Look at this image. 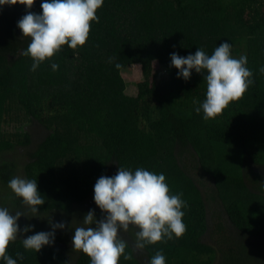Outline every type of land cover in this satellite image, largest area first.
I'll return each mask as SVG.
<instances>
[{
	"label": "trees",
	"instance_id": "16d2710c",
	"mask_svg": "<svg viewBox=\"0 0 264 264\" xmlns=\"http://www.w3.org/2000/svg\"><path fill=\"white\" fill-rule=\"evenodd\" d=\"M26 14L20 4L0 8V206L22 211L20 229L33 213L8 188L13 177L37 178L41 222L56 212L86 215L99 177L143 167L183 194L186 232L143 250L135 234L120 235L129 258L119 264H149L157 251L166 264H264V0H105L85 45L52 58L56 71L48 61L30 71L29 41L16 27ZM225 41L235 58L247 56L254 82L205 120L194 111L206 98L203 76L177 78L170 54L211 55ZM132 65L142 81L130 97L121 72ZM10 125L21 130L9 133ZM68 237L55 236L65 250L56 243L38 253L19 238L7 254H22V264H90L67 254Z\"/></svg>",
	"mask_w": 264,
	"mask_h": 264
},
{
	"label": "clouds",
	"instance_id": "9594fccd",
	"mask_svg": "<svg viewBox=\"0 0 264 264\" xmlns=\"http://www.w3.org/2000/svg\"><path fill=\"white\" fill-rule=\"evenodd\" d=\"M35 0H0V8L5 5H23L26 10L16 27L22 38L29 41L24 55L32 60L30 71L35 72L42 63L48 61L53 71L59 64L52 61L64 46L77 49L85 45L89 37L91 22L99 23L97 10L105 0H42L39 14L31 9ZM121 68L119 63L115 64ZM170 67L177 70V78L187 82L192 72L201 74L206 82V98L201 103L194 101V111L203 112L205 120L215 119L231 102L240 100L253 84V73L247 67V56L235 58L232 45L225 41L209 55L203 49L186 57L176 52L170 54ZM264 72V67L260 68ZM8 188L15 197L37 216L40 206L45 204L44 196L38 191L37 178L28 180L13 177ZM183 194H170L169 185L163 173L157 174L143 167L134 171L118 167L112 176L102 175L93 187V202L100 210L102 218L97 220L93 210L84 215L80 226L74 229L72 248L83 253L90 264H119L124 259L127 243L121 232L135 230L138 250L149 245L180 238L186 232L183 222L188 207ZM23 216L17 211L12 214L7 207L0 206V264H22L24 256L16 254L13 259L7 254L10 243L25 233L32 231L26 226L22 230L18 220ZM50 231L35 232L22 239L26 251L38 253L44 247L53 246L56 230H64V221L51 222ZM149 264H166L162 251H157Z\"/></svg>",
	"mask_w": 264,
	"mask_h": 264
},
{
	"label": "rangeland",
	"instance_id": "374dc122",
	"mask_svg": "<svg viewBox=\"0 0 264 264\" xmlns=\"http://www.w3.org/2000/svg\"><path fill=\"white\" fill-rule=\"evenodd\" d=\"M154 70H156V68H154ZM160 80L162 81H165L166 80V74L164 72H161L160 73ZM121 76L123 78V80L125 81L126 83V95L130 96V97H133L135 96L136 94V91H137V87H136V84L138 82H141L142 81V73H141V66L140 65H132L130 67H128L127 69H124L122 72H121ZM5 128L7 129V131L9 133H17L21 130V126L20 125H10V126H5ZM66 173V172H65ZM63 173V174H65ZM19 177H22L21 175H18ZM95 205V204H93ZM77 206H75L74 208H76ZM89 209L90 210H93V211H97L98 212V217L101 216L102 217V214L100 212V210L96 207V205L94 207H91V203L88 205ZM79 209V208H77ZM12 214H15L17 211H12V210H9ZM84 212H87V210H83ZM19 212H22V211H19ZM219 212V211H217ZM216 212V213H217ZM31 211L28 209V214H30ZM59 212H56V214H50L49 216L45 217L42 219V221L40 222L39 218L41 217L40 215L37 214V216L33 217V219L31 217H28V220L32 222V231L28 232V233H25L23 234L22 236H19V238H27V236H30L32 234H34L35 232H40L41 229H45L46 231H50V224H49V221L55 223V222H58V221H64L66 223V227L64 230H56V233H55V236H59V237H62L63 239H66V240H70L68 235L70 237H72L73 233H67V227H70L71 225V228L73 229V232H74V229L78 226H80V222L83 220V217L84 216H66V215H59L57 214ZM33 215V214H32ZM31 215V216H32ZM80 215V214H79ZM96 215V216H97ZM61 216V217H60ZM26 221V220H24ZM19 223V221H18ZM39 224V225H38ZM30 225V224H29ZM27 225V226H29ZM39 226V227H38ZM35 227H38V228H35ZM22 230V229H21ZM127 233H132V234H135V230H130L128 232H121L120 235L124 236V234H127ZM61 247L62 249H64V242L62 241H56L55 240V245ZM65 248L69 251V255H72L73 253H75V250H73L72 248V243H69V246L67 247L65 245ZM65 250V249H64Z\"/></svg>",
	"mask_w": 264,
	"mask_h": 264
}]
</instances>
